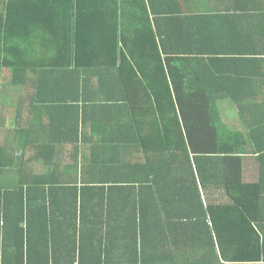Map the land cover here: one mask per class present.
<instances>
[{
	"label": "trees",
	"instance_id": "1",
	"mask_svg": "<svg viewBox=\"0 0 264 264\" xmlns=\"http://www.w3.org/2000/svg\"><path fill=\"white\" fill-rule=\"evenodd\" d=\"M148 1L163 6L157 33L148 20L124 28L144 0H0V72L26 90L18 114L0 109V264H264V122L244 121L264 112V21L248 33L264 0L242 28L247 0L185 17L170 8L184 2ZM138 35L151 52L128 44ZM171 55L209 61L173 73ZM176 77L201 93H176ZM108 87L123 91L114 107L93 93ZM33 102L50 123L12 134ZM226 106L246 131L226 126ZM150 112L157 134L142 141L136 120Z\"/></svg>",
	"mask_w": 264,
	"mask_h": 264
},
{
	"label": "crops",
	"instance_id": "2",
	"mask_svg": "<svg viewBox=\"0 0 264 264\" xmlns=\"http://www.w3.org/2000/svg\"><path fill=\"white\" fill-rule=\"evenodd\" d=\"M184 2V4H183ZM144 3H146V11H143L142 9L138 8V6L134 5V2H132V5L135 6L137 9L135 11L133 10H130V14L128 17H124L123 19V23H125L124 25V28L125 29H128V25L129 23L136 19L138 22L142 23V22H146L147 20L149 21V24L151 26V28L154 30L155 33H157V27L155 26L154 22L156 19H158L160 16L159 14L162 13L163 11V6H161V3H159V5L157 7H155L154 9L150 6L149 4V1L148 0H144ZM213 3H214V0H196V1H180L179 0V5H182L183 6L181 8H178L177 5L176 6H170L171 8V11H177L179 10L181 13H182V17H185V16H198V15H208L209 13H211L214 9V6H213ZM238 4H239V1H238ZM246 4H250L251 6H243V5H239L238 6V10H239V16L240 17H243L246 19V21L241 25L240 28H242L248 21V18H249V15H250V11L253 10V4H251L250 0H247L246 1ZM251 22H250V29L251 31H249V37L252 33H254L255 31L253 29H257L260 22L262 23L264 21V19H259V18H255L254 20L252 18L249 19ZM254 21V25H253V22ZM147 23V22H146ZM241 31V29H240ZM242 32V31H241ZM248 37V38H249ZM139 38V35L138 37L136 38V42L134 43L133 42V37H130V40L131 42H129L128 44L130 46H133V45H138L139 50L143 51V52H149V49H150V52H151V49L154 48V45H146V44H143V45H146V46H142V40L144 39H151V37L147 38V37H143L141 39L138 40ZM155 39V38H154ZM242 39L243 37H241L240 39H237L236 41V44H238V42H242ZM253 39V38H251ZM249 39V41L251 42V44H256L257 45V42L256 41H253ZM158 41V40H157ZM141 43V44H140ZM149 54V53H148ZM148 54H144L143 56H136V60L138 61H148L147 59H150V58H147ZM150 56V55H149ZM187 58L188 60H192L190 63L187 62L186 59L184 58ZM163 59V55L161 54V59ZM197 61H198V58L196 57H193V56H175V55H171V61L167 64H164L165 66H162V67H165L164 69L167 71L168 69H171L174 73L176 67L178 66L177 68V71H185V72H189V71H194L196 73H199V67H200V63H207L209 61V58L207 57H200V60L198 62H200L199 64H197ZM132 63V61H131ZM193 63H196V64H193ZM159 67V66H158ZM4 73H9L10 74V77H11V73L7 70H3L0 72V78H3V74ZM162 72L160 71V73H158L156 76L158 78H161L163 79V76H162ZM176 93L177 92H180V93H185V94H192V93H201V90H202V85H197L195 83H193V85H191V83H188V84H185L183 83L184 85H179L178 83V79L176 77ZM182 83V82H181ZM18 87V86H17ZM46 89L47 92H52L54 91L55 95H59L60 94V91L59 89H51V87H47V86H44V90ZM91 89V87H90ZM161 89L163 91L166 92V89L167 87H161ZM171 89V92L172 94H174V89H173V86L170 87ZM25 92L26 90L25 89H21V87H18V89H16V87H14V85L11 84V79H10V82L9 83H0V109L4 106H6L7 109H11V110H14V115L15 114H18L19 112H17L18 110L20 109H15V108H18L20 107L21 103H24L23 102V99L22 97L25 95ZM32 92H30L31 94ZM90 93V92H89ZM95 94H97L99 96V101H102L103 99L105 101H107L109 99V102H110V106L114 107L116 105H118V102L121 100V96L123 95V91L122 89H119V87H108V89H105L104 92L100 91L98 89V91L96 92H93ZM125 93H129L128 96L130 95H136L137 97H135V99H137L140 103H141V100L143 99V95L146 94V92L144 91H141L140 89H132V90H127L125 91ZM157 94H159L160 92L157 91L156 92ZM103 96H107V97H103ZM115 96V97H114ZM175 98V97H174ZM46 98H44V101H45ZM4 100V102H2ZM132 99H130V103H128V105L130 104H134L135 102H131ZM195 100V99H194ZM252 103V102H251ZM262 105H264V103H261ZM35 102H33L32 104L31 103H26V106L24 107L25 108V113L22 114L19 118H20V121H18V124L14 125V127L11 128V131H12V134H14V131L15 129L18 128V126H21V127H26V126H33L35 124V121H39V119L41 118L42 119V124L43 125H46L48 126V124L50 123V117L49 116H46V115H43L41 113V116L40 114L38 113H35V112H32V110L35 108ZM2 106V107H1ZM256 109V108H254ZM114 113L115 112V108H112L111 109ZM143 109H140V111H142ZM230 110V108H227V106L225 107L224 112V122L226 124V126H230V127H234L236 128V131H246V127L243 123V120L241 119L240 115H239V112L236 110V115L234 113H230L229 115H225L227 113V111ZM258 110V109H256ZM263 110H264V107H263ZM135 113V112H132V114ZM176 113H178L176 111ZM264 113V112H263ZM262 112H260L259 114H257L255 117L251 118V117H248V116H245L244 117V121L245 122H259V123H263L264 122V114ZM114 117V115H113ZM122 117L124 118V120H127V114L125 111H122ZM139 124V137H141V140H146L147 139H153L155 138V135L157 134L156 133V130H157V120L154 118L152 112H150L149 114H143L142 117H140L139 119L136 120V125ZM28 126V127H29ZM231 130H235V129H231ZM46 136V135H45ZM173 136H177V134H173ZM56 140H59V138H56ZM82 141V136L79 137V142ZM75 145H71L70 148L68 149V152H72V150L75 148ZM38 166V167H37ZM35 168H38L39 170H35ZM27 171H40L42 168H41V165L40 164H37V165H33V164H29L27 167H26ZM34 169V170H32ZM257 172V171H256ZM255 172H250L246 179L244 178V181L246 183H254L256 181L259 180V175H256L255 178H253V174ZM260 190V189H259ZM264 191V189H262V192ZM223 195V194H222ZM224 197V196H223ZM228 199V198H227ZM227 202V200H225ZM260 201V200H259ZM261 207L260 210H257L256 214H255V217L258 216L260 213H262V216L264 217V202L259 206ZM252 225L254 227H256L254 225L255 221H252L251 222ZM223 261V260H222Z\"/></svg>",
	"mask_w": 264,
	"mask_h": 264
},
{
	"label": "rangeland",
	"instance_id": "3",
	"mask_svg": "<svg viewBox=\"0 0 264 264\" xmlns=\"http://www.w3.org/2000/svg\"><path fill=\"white\" fill-rule=\"evenodd\" d=\"M3 76H4L3 78H0V83H9L10 82V79H11L10 74L9 73H4ZM12 112L13 111L11 109L3 108L2 114L4 116L8 117L10 114H12ZM220 112H221V114H223L222 113V107H221V111ZM234 114L236 115V109H235V113Z\"/></svg>",
	"mask_w": 264,
	"mask_h": 264
}]
</instances>
